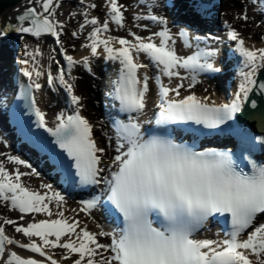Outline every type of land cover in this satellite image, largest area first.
<instances>
[{"label":"snow or ice","instance_id":"1","mask_svg":"<svg viewBox=\"0 0 264 264\" xmlns=\"http://www.w3.org/2000/svg\"><path fill=\"white\" fill-rule=\"evenodd\" d=\"M107 4L111 21L123 28L124 6L118 0H107ZM59 7L56 0H42V11L29 8L17 17L19 26L14 30L36 38L51 34L59 40L64 25L53 23L48 15H44H55ZM89 7L95 8V5ZM141 18L136 17L137 20ZM243 18L247 19L246 16ZM143 19L162 25V30L147 38L129 33L134 42L111 35L101 39V34L109 31V23L105 21L97 26L99 21L95 18L85 21V24L94 26L89 36L91 44L86 45L92 56H97V50L102 46L107 59L121 65L114 98L119 101L120 111L129 114L127 123L117 122L116 154L107 169L102 166L105 149L97 146L92 138V126L79 112L66 118L62 114L57 116L58 123L53 129L47 127L45 113L35 108L38 126L54 136L59 147L74 161L79 182L105 187L106 203L118 214L122 227L119 232H108L97 224L100 230L91 232L86 226L81 227L78 220L69 222L64 211L60 210L65 198L50 184L41 187L52 191L51 196L32 192L21 182L22 176L38 175L34 169L30 173H22L17 168L10 173L0 163V203L10 204L12 210L22 214L21 218L29 213L58 217L28 223L26 227L4 219V224L15 225L17 233H22L30 241L35 237L41 242L21 244L9 238L5 228L0 226V260L4 264H41L37 259L22 258L15 251L6 255V245H16L38 254L50 264H57V261L46 254L47 248L65 250L64 259L77 257L72 264H264V223H257L258 218L264 216V165L243 155L238 163L230 151H197L171 139L159 136L146 138L138 122L146 109L149 93L147 72L142 76L139 74L141 69L149 67L139 62L141 53L169 79H183L179 70L187 71L193 85L197 83V74L221 71L210 62L217 53L198 49L187 57L179 56L167 20L156 15H147ZM25 21H29L31 26L24 27ZM72 35L76 36V33ZM179 36L185 47H192L186 32L181 31ZM229 36L237 42L236 50L244 58L245 66L251 68L243 74L244 83L240 85L235 102L231 105H209L193 95L179 100L169 99L173 92L179 96V88L183 85L165 87L157 77L162 101L157 123H185L215 129L242 110L249 93L257 87V81L252 77L257 69L264 68V49L254 51L246 48L244 40L234 30ZM112 42L120 47H112ZM39 54L36 50L35 55ZM65 59L69 71L81 63L70 55ZM82 63L88 67V58L85 57ZM88 70L91 71L90 68ZM24 75L31 77L32 73L25 71ZM35 75L39 77L42 73L36 71ZM53 79L49 72V85L53 84ZM58 79L61 84H67L69 92L72 91L73 85L64 80L63 72ZM258 87L264 90V84ZM35 88L39 90L41 85L36 83ZM72 101L79 105L80 98L73 95ZM32 104L35 105L34 99ZM251 106L255 108V102ZM133 113L135 117L131 115ZM108 140L111 147V137ZM260 143L264 144V139ZM7 159L24 168L32 167L15 156ZM245 160L247 163L241 167ZM106 171L110 175H103ZM99 201V197L84 201L80 211L91 216ZM53 202L57 208L55 213L49 207ZM217 214L230 217L231 230L227 238L195 239L194 233L209 217ZM249 229L252 230L249 232ZM52 237L54 239H50ZM65 237L66 240L63 239ZM99 238H108L109 242L101 243ZM250 256L255 257V261Z\"/></svg>","mask_w":264,"mask_h":264},{"label":"bare ground","instance_id":"2","mask_svg":"<svg viewBox=\"0 0 264 264\" xmlns=\"http://www.w3.org/2000/svg\"><path fill=\"white\" fill-rule=\"evenodd\" d=\"M87 1V3H89V5H95V9H91L90 7L89 10H91V12L89 13L86 12V8L85 5L81 7H79L77 9V14H78V23L73 24V18L72 19H67V20H63L62 16L64 14V12H62V3H60V7L57 8V11H55V15H48V13H45L44 15H48L49 18L53 21L54 18L57 19L58 16V20L57 21H62L65 25L68 24L70 25L73 24V27L71 26V28L73 29L71 32L72 33H76L78 35L77 39L72 38V40L68 41L67 43H64L63 45H61V42L59 45H56L54 39H50L49 37L44 36V38L40 37V42L37 43L36 42V38H33L31 35L28 34H21L16 32L15 30H13V34H12V40H13V45H14V50H17L16 55L17 57H19V59L22 60V63H18V67L20 68L21 72L23 69V74L25 71L27 72H31L32 76L35 77V79L39 80V82H41L43 88L45 89L44 91H48L47 90V83H48V74L49 72L51 73V75L53 76V83L55 82H59V75L61 74V72H63V78L65 81H70L71 79L68 78L72 75V78H75L76 76V72L77 70L79 71L82 66L83 63L82 61L84 60L85 57L88 58L89 60V64L92 66V71L93 72H98V75H101V80L103 82H99L98 80H92L97 86H95V89L97 90V92L101 93V91H107L109 90L108 88L111 86V83L114 81V76L111 73L112 72V65L111 64V60L107 59V54L103 52V47L101 46L100 48H98L97 52V56H92L91 54V50L89 47H86V45H90L91 44V40L89 39V36L93 30V25L91 24H85L86 20H91L93 18L97 19L99 21V24L97 26H100V24H103L105 21H107L109 23V31L107 33H102L101 37L102 39H106L109 35L114 36V37H118V38H124V39H128L129 41H133V36L130 35L129 33H134L135 35L147 38L149 36H152L155 32H158L159 30L157 29H152L151 27L149 29L144 28V22L141 21V19L137 20L136 17L140 16L143 17L147 15V12L143 11L144 9H140L138 8L139 6H135L134 8H136L134 11L135 14H133V17H130V14H126V9L125 7L127 5H129V2H131L132 0H121L122 3L124 4L123 6V12H124V16H125V23H124V27L120 28L118 27L114 22L111 21V17L110 15L108 16V14L106 15V13L108 12V4H107V0H85ZM119 1V0H118ZM147 1H151V0H147ZM149 4V2H147ZM31 4H35L34 6H36L37 8H41V4H36V2L34 1L33 3H30V1L28 2H24L22 3V1H20L19 3L16 2L14 5H10L7 6L3 11H1L0 13V26L2 24V21L4 18H6V16H9L10 18L14 17V15H16L17 12L20 11H25L26 9H29V7L31 6ZM145 6V5H144ZM32 7V6H31ZM146 7V6H145ZM148 7V6H147ZM153 6H151L150 8H152ZM256 9V8H255ZM243 10L245 11L243 17H247V19L245 20L241 14L242 12L239 14L237 11L235 13H227L226 12V19H228V23L230 24L231 27V31L232 29L234 30V26L235 27H240L241 31L245 30L247 32H251L252 29H254V27L257 25L261 26L262 24H264V20L261 18V14L258 15V13L256 12V10L253 9V5L250 3L249 5H245V8H243ZM72 11V10H70ZM69 11V12H70ZM39 12V11H38ZM68 12V13H69ZM84 12V13H83ZM143 12V13H142ZM92 13V14H91ZM71 15H73L71 13ZM189 15L191 16V13H189ZM188 15V16H189ZM239 15V16H238ZM74 16V15H73ZM108 16V17H107ZM192 19V20H191ZM191 19L188 18V21L192 22V21H197V19L195 17H191ZM109 20V21H108ZM80 24L84 25L83 28H80ZM81 25V26H82ZM237 25V26H236ZM14 29L16 27L19 26V23L14 24ZM24 27H30L31 24L29 21H25L23 24ZM206 23L205 24H199L198 27H204L203 29L206 30L207 27ZM263 26V25H262ZM264 27V26H263ZM262 27V28H263ZM144 28V29H143ZM202 29V30H203ZM249 29V30H248ZM236 31V30H234ZM63 32V34H62ZM173 33V37L174 34H176L175 32ZM223 35H221L220 37L224 38V42L225 43H229V46H232L234 48V61L232 62H227L225 65V69L227 73H230V77H228V75L223 74L224 77H228V79H225L222 74L218 75V77H222L221 81H218L219 84L223 83L227 84V86L224 85V88L220 87L218 89H221L224 92L225 97H222V100H219L218 95L213 94L215 97L213 96H206L205 98L201 97V99H203L204 102L206 103H210L212 101V98L214 99V102H223L226 103L227 105H231L235 102L236 99V94L237 92H239L240 89V85L242 83H244V73H247L249 71H251L250 67H246L245 66V61L244 58L239 54V52L236 50L237 49V42L233 41L230 39L229 33L230 31L225 30L222 32ZM67 34V30L65 28H63L61 30V35ZM69 34V33H68ZM217 34V32H216ZM218 35V34H217ZM72 36V35H71ZM62 37V36H61ZM60 37V39H61ZM64 37V36H63ZM240 37V36H239ZM241 39L244 40L245 42V47L250 49V50H254V51H258L259 49H264V46H260L257 44H251L247 41V39L245 38V36L241 37ZM43 40V41H42ZM77 42V43H76ZM156 42L158 43V39H156ZM74 43L77 44V46L74 47V50L72 51L71 48H73V46L75 45ZM19 47H16L17 45ZM111 46L114 48H119L120 45L116 42H112ZM36 50H39V55H35ZM184 52V51H183ZM186 52H190V51H186ZM72 56L74 58V60L77 61H81V63L76 64L70 71L68 69V63L65 59V56ZM143 55V53L140 54V57ZM105 59H107V61L105 62ZM26 62V63H25ZM21 65V66H20ZM14 67H16V65H13ZM232 66V67H231ZM229 67H231V69H228ZM153 72L152 74H156L155 75V80H152V82L150 81V88H149V93L148 98L149 100H152V96H159V85L157 84V77H159L160 83L163 84V86L165 87H169V88H175L179 85H183V87L179 88V96H177L174 92L169 94V99H183L187 96H189L190 92H193L194 95L195 93H199L202 89H207L209 93H213V88L215 87L212 85V83H210V81H199L196 84L192 85V80L191 78H187L184 74H182L180 72V76L183 78H177V77H172L171 79H169L168 77L164 76L159 69H157L156 67H153ZM261 68L256 70L255 75L252 77L253 79L257 80V76L259 75ZM36 71H39L42 73L41 76H36L35 73ZM143 71L147 72L148 76H149V70L147 69H143ZM9 77H13L14 74V68L12 69H8L7 73H6ZM217 77V78H218ZM74 80V79H73ZM97 81V83L95 82ZM102 83V84H101ZM46 88H45V86ZM57 85V84H56ZM217 86V85H216ZM108 87V88H107ZM213 87V88H211ZM107 88V89H106ZM103 89V90H102ZM224 89V90H223ZM95 92V93H97ZM51 94V93H50ZM49 92L46 94H44V97H40V105L42 107H44L45 110H47V115H50L49 118L53 119V120H57L56 117L59 115H63L65 114V107L64 105H66L67 103L71 104V99L66 98L64 94H62L61 92L58 93V101L57 103H60V106H57L55 103H53L52 99L49 98ZM75 109H77V112H79V108L78 105L73 103ZM74 109V113L77 114V112H75ZM80 114V112H79ZM82 114V113H81ZM90 120L95 121L96 117L93 119V116H90ZM102 116H99V119H101ZM87 120H89L86 117ZM102 120V119H101ZM97 122V121H96ZM92 126V125H91ZM252 130V129H251ZM96 131H98L97 129V124L96 127L92 126V132L95 138H97V134ZM108 132V131H107ZM111 137V147H109V140L108 138ZM98 142V139H97ZM105 143V146H102V144H100V142L96 143L98 144V147L100 148H104L105 149V153L102 155V165L104 163H108L109 161H112V157L116 154L115 152V145H116V136L114 133H110L108 132V135L105 139V141H103ZM106 145H108V149L105 148ZM108 159V162L105 160ZM1 163L5 164V167L7 168V166L10 168V172L14 173L15 169L19 168V170L24 173V172H28L30 173L28 170H26L23 166H16L15 164H12L8 161L7 158H4L3 156L0 157ZM104 167V166H103ZM21 181L23 184H25L28 189L32 192H37L39 193L42 190V180L37 178L36 175H27V176H22ZM25 186V187H26ZM47 195V194H44ZM50 196V195H49ZM82 204H79L77 201H67L66 199L64 200V202L60 205V210L64 211L65 213V217L68 218L69 222H71L72 220H78L80 222V226L84 227L86 226L87 229L91 232H98L100 229L97 228V224H99V222H97L95 220V214L92 212L91 216H89L88 214H86L83 211H80V209L82 208ZM9 207V211L13 212L14 214H18L19 211L18 210H12L10 204H8ZM50 209L53 211V213H55L57 211L55 202L51 203L49 205ZM38 216H40V218L43 217V219L41 220H46V219H56L58 217H56L55 215L49 217L45 214H37ZM39 218V217H38ZM40 219H38L37 221H33V222H38ZM17 223H19L20 225H26L27 226V222L25 223L26 218L24 219H16L15 220ZM32 223V222H29ZM0 226H3L5 228V234L11 238V239H16L17 236L14 232L12 233L11 231L9 232L10 227L9 225L4 224V222L0 221ZM21 234V233H19ZM23 235V234H22ZM24 236V235H23ZM50 239H54V237L50 238ZM64 240H66L67 238H63ZM100 242H105L108 243L109 240H102V238L100 239ZM9 249L13 250H17L18 252H20L18 250V246L15 245H7ZM52 251H54L55 256H58L60 259L63 256L62 254H65V250L63 249H51ZM76 258V257H75ZM74 257H72L71 259H64L63 261L65 262V264H72V260L75 259ZM251 259H254L255 261V257H251Z\"/></svg>","mask_w":264,"mask_h":264},{"label":"rangeland","instance_id":"3","mask_svg":"<svg viewBox=\"0 0 264 264\" xmlns=\"http://www.w3.org/2000/svg\"><path fill=\"white\" fill-rule=\"evenodd\" d=\"M20 1H22V3H24V2H28V1H30V3H33L34 1L36 2V4H41V2H42V0H19L18 1V3L20 2ZM249 3V1H247V0H229V1H227V4H226V7H225V9H229V10H227L226 12L227 13H230V14H232V13H235L236 11L240 14L241 12H242V14H241V16L243 17V15H244V13H245V11L243 10V8H245V5H247ZM35 4H31V6L29 7V8H35L37 11H39V12H41V9L40 8H37L36 6H34ZM63 7H62V12H64V14H63V16H62V19L64 20L65 19V17H67V16H70V7H71V5H66V4H64L63 3V5H62ZM72 9H73V7H72ZM127 9L129 10V12L131 11V9H130V7H129V5H127ZM64 10V11H63ZM5 11H6V9H5ZM55 11H57V9L55 10ZM74 11V10H73ZM58 12V11H57ZM69 12V13H68ZM225 12V13H226ZM48 15H50V14H48ZM239 16V15H238ZM73 17V19L72 20H74V22H73V24H75V23H78V21H77V16H75V14H74V16H72ZM56 20H58V16H57V19L55 18L54 19V21H56ZM228 20V19H227ZM228 22V21H227ZM73 24H71L70 23V25L68 26V31H67V34H64L63 36L64 37H62V39H61V45L63 44V43H67L68 44V41L70 40H72V34H71V31L73 30L72 28H71V26L73 27ZM263 26H264V24H262ZM259 26V25H257L256 24V26L254 27V29H252L251 30V32H247V31H245V30H242L241 31V28L240 27H238L237 25V27H233L234 28V30H236V32L237 31H240V35L241 36H245V38L247 39V41L249 42V43H251V44H253V43H258L259 42V44H261V45H263L262 43H263V38H264V27L263 26ZM263 27V28H262ZM249 30V29H248ZM69 33V34H68ZM40 39L41 38H36L35 40H36V42L37 43H39L40 42ZM43 41V40H42ZM77 43V42H76ZM76 43H74L75 45L73 46V48H71L72 49V51L74 50V47L75 46H77V44ZM59 44V43H58ZM1 66L3 65L4 66V61L3 60H1ZM6 66V65H5ZM94 81V80H93ZM92 81V78H89L88 80H83V79H81V81H79V80H77V82L76 83H78V92L80 93V95H81V97H82V100L80 101V103H81V107H83V111H84V115L90 120L91 118H90V116L92 115L93 116V119L95 118L96 120L95 121H93V120H91V122L94 124V125H96L97 124V129H98V131H96V133L95 134H97V138L96 139H98V142H100V144H102V146H105V143L103 142V141H105V139H106V136H107V133L105 132L106 130L105 129H103V128H105L104 127V124H103V122H102V120L101 119H99V115H97V104H96V100L94 99V96H92V89H90L89 87H83V85H86V82H87V84H88V86L89 85H94V86H97L96 84H93L94 82ZM219 81V80H218ZM223 81V80H222ZM96 83H97V81H95ZM215 83H218V82H215ZM211 88H213V87H211ZM219 87H217V86H215L214 88H213V93H209L208 92V90L207 89H202L200 92H199V94H202L203 95V98H205L206 96H213V97H215L213 94H216V95H218V97L220 98V97H224L223 96V91H221V90H219L218 89ZM97 121V122H96ZM106 147H107V145H106ZM9 208L6 206V204L5 203H0V221H2V222H4V219H10V220H12V221H14L15 219H18V217L19 216H17L16 214H14L13 212H10L9 210H8ZM27 217H29V216H27ZM26 217V218H27ZM30 218H32V217H29V219ZM16 222V221H15ZM16 224L18 225L19 223H17L16 222ZM11 228H10V231H12V232H14L16 235H20L21 237H22V233L21 234H19V233H17L16 231H15V225H9ZM19 226H22V225H19ZM63 255V258H64V256H65V254H62Z\"/></svg>","mask_w":264,"mask_h":264},{"label":"water","instance_id":"4","mask_svg":"<svg viewBox=\"0 0 264 264\" xmlns=\"http://www.w3.org/2000/svg\"><path fill=\"white\" fill-rule=\"evenodd\" d=\"M19 0H0V13L7 6L14 5ZM24 13L16 14L17 17ZM2 32L8 35L13 32V21L9 17H6L3 21ZM264 84V68H261L259 75L257 76V87L253 89L248 95V100L242 105V110L239 113H235L236 118L241 123L245 124L255 132L264 128V90H261L258 85ZM252 102H255L256 107L252 108Z\"/></svg>","mask_w":264,"mask_h":264}]
</instances>
